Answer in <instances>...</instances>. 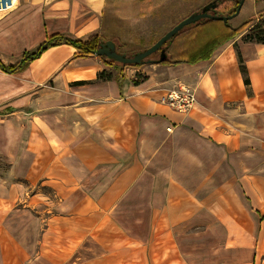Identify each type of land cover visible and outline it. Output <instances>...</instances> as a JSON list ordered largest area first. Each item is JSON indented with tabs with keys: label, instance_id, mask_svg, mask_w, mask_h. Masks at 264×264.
I'll list each match as a JSON object with an SVG mask.
<instances>
[{
	"label": "crops",
	"instance_id": "obj_1",
	"mask_svg": "<svg viewBox=\"0 0 264 264\" xmlns=\"http://www.w3.org/2000/svg\"><path fill=\"white\" fill-rule=\"evenodd\" d=\"M111 1L0 10V61L16 65L0 68V264H264V44L244 30L195 63L120 69L54 41L22 61L48 37L103 36ZM178 83L187 112L158 101Z\"/></svg>",
	"mask_w": 264,
	"mask_h": 264
},
{
	"label": "rangeland",
	"instance_id": "obj_2",
	"mask_svg": "<svg viewBox=\"0 0 264 264\" xmlns=\"http://www.w3.org/2000/svg\"><path fill=\"white\" fill-rule=\"evenodd\" d=\"M211 0H125L111 1L108 17L104 20V39H114L118 45H123V50L145 48L150 46L154 40L161 36L166 30L172 27L180 19L188 14L200 11L199 8ZM229 3L222 2L218 9L225 8ZM258 4L251 0H245L239 14L230 19L231 25L236 26L245 19L256 14ZM121 15V17H120ZM125 16V17H123ZM206 35L202 28H187L169 43L168 49L171 53L181 52L182 49L191 48L198 43L199 37ZM146 64V63H144ZM130 67V66H125ZM124 68V67H123ZM8 165L0 157V182L8 178ZM16 204V206H18ZM146 213L143 210V215ZM27 222L30 214L25 213ZM1 219V217H0ZM7 215L4 217V222ZM13 225H22L25 221L23 213L13 218L9 215V220ZM84 247L80 250L89 255L100 251L97 243L85 241Z\"/></svg>",
	"mask_w": 264,
	"mask_h": 264
},
{
	"label": "trees",
	"instance_id": "obj_3",
	"mask_svg": "<svg viewBox=\"0 0 264 264\" xmlns=\"http://www.w3.org/2000/svg\"><path fill=\"white\" fill-rule=\"evenodd\" d=\"M216 2L217 4L214 10H211L209 12L211 14L229 15L235 11L239 0H216ZM222 2H227L229 4L225 6V8L217 10V7ZM201 8L202 6L199 8V10ZM256 17H258L259 20L254 22ZM256 17L255 16L249 17L245 19L243 22L237 24L236 26H232L228 20L224 21V20H217V19H211V18L198 19L195 22L182 27L179 31H177L174 35H172L165 43H163L157 51L147 56L141 63L123 64V63H120L116 60H113L105 56H98V57L104 64L113 65L115 67H119L120 69H122L125 66L139 67L142 64L147 63V62L157 63L159 60L160 50L164 49L165 54H166L165 58L159 61L158 63L166 64V65H176L179 63H183V62L195 63L199 60L209 58L215 48H217L219 45L223 44L224 42L235 38L237 35L242 33L244 30L246 31L241 36V39L243 41L264 44V9H262L261 11H258ZM252 21L253 23H251ZM210 23H219L224 26L226 31L220 34V33H216L218 32L216 30L213 35L212 34L202 35L201 37H199L198 43H195L194 45H192V51L190 53H188L186 49H182L181 52H176L172 54L170 49H168V45L173 40V38L177 36L178 34H180L181 32H183L185 29L190 28V27L199 28L202 26L209 25ZM110 40L114 42L115 48L118 52L125 53L127 56H131L146 48V47L145 48L143 47V48H137V49L123 50L122 44L118 45L114 39H110ZM54 41H64L66 43L71 44L78 50V55H89V54H93L94 51L98 48L100 42L105 41V39L100 34H92L82 41L73 40L65 36L48 37L36 49L25 53L22 57V61L29 60V59L36 57L41 51H43L46 47L51 45ZM234 46H235L237 57H238L239 69L243 76V81L245 84H248L249 81H248V77L246 76L245 66L242 62L240 53L237 49V45L234 44ZM15 67L16 65H4L0 61V68L5 71H13ZM111 78H112V74L107 72L106 70H103L97 73V79L110 80ZM144 79H145L144 75L136 74L135 78L132 79L131 82L132 84L136 85L140 81H143ZM121 81H122L121 79L118 80V85H121Z\"/></svg>",
	"mask_w": 264,
	"mask_h": 264
},
{
	"label": "water",
	"instance_id": "obj_4",
	"mask_svg": "<svg viewBox=\"0 0 264 264\" xmlns=\"http://www.w3.org/2000/svg\"><path fill=\"white\" fill-rule=\"evenodd\" d=\"M243 2L244 0H239L237 7L232 14L221 15V14H211L209 12L211 10H214L217 4L216 0H212L204 4L200 9V11L192 12L187 16H185L184 18L180 19L172 27L166 30L161 36H159L150 46L146 47L145 49L131 56H127L125 53L118 52L115 48L114 42L110 39L100 42L98 48L94 51L93 54L96 56H105L123 64L141 63L147 56L157 51L163 43H165L172 35H174L182 27L191 24L201 18H211V19L224 20V21L229 20L238 15ZM165 55L166 54L164 49H161L158 62L163 60L165 58Z\"/></svg>",
	"mask_w": 264,
	"mask_h": 264
},
{
	"label": "built area",
	"instance_id": "obj_5",
	"mask_svg": "<svg viewBox=\"0 0 264 264\" xmlns=\"http://www.w3.org/2000/svg\"><path fill=\"white\" fill-rule=\"evenodd\" d=\"M0 0V10L10 8L14 0ZM158 101L169 106L171 109L179 112L189 111L195 104L196 96L194 88L183 83H178L177 86L165 90ZM169 130V128H167Z\"/></svg>",
	"mask_w": 264,
	"mask_h": 264
}]
</instances>
